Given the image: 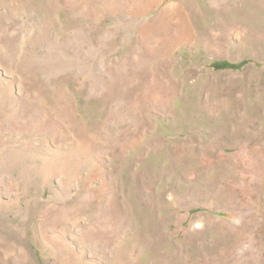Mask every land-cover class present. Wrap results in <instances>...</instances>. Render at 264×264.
<instances>
[{"label":"rangeland","instance_id":"rangeland-1","mask_svg":"<svg viewBox=\"0 0 264 264\" xmlns=\"http://www.w3.org/2000/svg\"><path fill=\"white\" fill-rule=\"evenodd\" d=\"M0 264H264V0H0Z\"/></svg>","mask_w":264,"mask_h":264},{"label":"bare ground","instance_id":"bare-ground-1","mask_svg":"<svg viewBox=\"0 0 264 264\" xmlns=\"http://www.w3.org/2000/svg\"><path fill=\"white\" fill-rule=\"evenodd\" d=\"M188 4V3H187ZM171 8V7H170ZM169 10V9H168Z\"/></svg>","mask_w":264,"mask_h":264}]
</instances>
